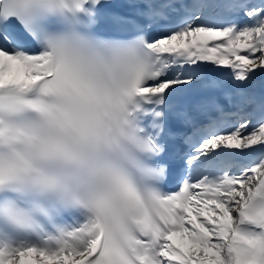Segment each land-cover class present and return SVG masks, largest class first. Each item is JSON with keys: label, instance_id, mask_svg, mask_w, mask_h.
<instances>
[{"label": "snow or ice", "instance_id": "1", "mask_svg": "<svg viewBox=\"0 0 264 264\" xmlns=\"http://www.w3.org/2000/svg\"><path fill=\"white\" fill-rule=\"evenodd\" d=\"M107 2L0 0V264H264V0Z\"/></svg>", "mask_w": 264, "mask_h": 264}]
</instances>
